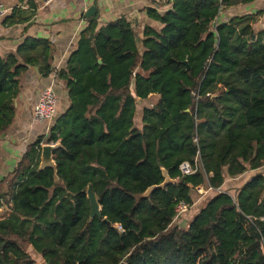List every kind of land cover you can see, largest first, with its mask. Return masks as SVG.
Here are the masks:
<instances>
[{
	"label": "trees",
	"instance_id": "trees-1",
	"mask_svg": "<svg viewBox=\"0 0 264 264\" xmlns=\"http://www.w3.org/2000/svg\"><path fill=\"white\" fill-rule=\"evenodd\" d=\"M252 1L167 0L146 11L162 28L144 29L141 50L125 19L88 20L56 71L66 111L0 180V264H264V31L252 17L217 20ZM20 59L54 72L40 41L0 57V135L16 115ZM43 143L61 145L58 183L38 170ZM162 170L175 184L145 197ZM248 171L259 172L233 186ZM88 186L101 208L90 222ZM199 187L211 190L193 206Z\"/></svg>",
	"mask_w": 264,
	"mask_h": 264
},
{
	"label": "crops",
	"instance_id": "crops-1",
	"mask_svg": "<svg viewBox=\"0 0 264 264\" xmlns=\"http://www.w3.org/2000/svg\"><path fill=\"white\" fill-rule=\"evenodd\" d=\"M0 1L7 10L6 15L0 19V57L15 55L18 47L26 40L40 41L48 45L49 65L53 71L65 69L70 55L76 51L80 35L88 25L89 19H86L84 14L90 7H94L96 11L94 17L97 21V30L120 19L129 22L141 50L144 29L150 28L158 32L162 28L160 23L149 19L146 11L151 8L162 11L167 2L166 0H55L50 5L43 6L41 0ZM15 10L20 12L18 16L13 14ZM247 17L253 18L250 27L255 33L264 31V0H253L248 4L240 3L223 8L217 20L227 23L234 18ZM20 63L26 69L19 78L20 90L14 100L16 115L11 127L0 135V180L6 178L15 169L26 148L39 137L45 136L53 123H36L32 119L33 106L38 101L42 89L50 83L52 74L44 78L39 74L36 63L26 64L21 59ZM54 92L57 101L56 118L62 115L69 105L66 84L56 80ZM146 104L147 101L138 102V118ZM259 171H248L235 178L232 180L233 186L243 185ZM37 264L41 263L37 262Z\"/></svg>",
	"mask_w": 264,
	"mask_h": 264
},
{
	"label": "built area",
	"instance_id": "built-area-1",
	"mask_svg": "<svg viewBox=\"0 0 264 264\" xmlns=\"http://www.w3.org/2000/svg\"><path fill=\"white\" fill-rule=\"evenodd\" d=\"M43 6H48L55 0H41ZM167 1V0H166ZM7 10L4 8L0 1V19L4 17ZM56 83V71L52 73L50 83L42 89L39 94L38 101L34 104L32 109V119L36 123L42 122H53L56 115V96L54 92V87ZM53 145V144H50ZM199 162L197 159L194 160L193 164L185 162L180 165L179 170L183 176H188L194 174L199 168ZM211 188L205 189L203 187L196 188V192L201 194L203 192L207 193ZM187 210V206L183 203L179 204L177 207V218L181 213Z\"/></svg>",
	"mask_w": 264,
	"mask_h": 264
},
{
	"label": "water",
	"instance_id": "water-1",
	"mask_svg": "<svg viewBox=\"0 0 264 264\" xmlns=\"http://www.w3.org/2000/svg\"><path fill=\"white\" fill-rule=\"evenodd\" d=\"M95 14H96L95 8L90 7L88 10H86L84 17L86 19H90L94 17ZM60 146H61L60 144H55V145L43 144L41 145V149H40V162H39L38 170L44 171L46 169H51L54 174L53 177H54L55 183H58L59 181L57 178V167H56V163L53 158V152L57 150ZM162 176H163L164 181L160 185L152 186L148 188L144 194L145 197L150 196L156 190H162L170 184H175V181L169 178L168 173L165 170H162ZM86 196H87V200L89 202V207H90L89 222L92 221L94 218L100 219L101 218V208L97 203L96 196L94 192L92 191L91 186L87 187Z\"/></svg>",
	"mask_w": 264,
	"mask_h": 264
},
{
	"label": "rangeland",
	"instance_id": "rangeland-1",
	"mask_svg": "<svg viewBox=\"0 0 264 264\" xmlns=\"http://www.w3.org/2000/svg\"><path fill=\"white\" fill-rule=\"evenodd\" d=\"M197 193V192H196ZM198 194V193H197ZM207 193H205V192H203V193H201V194H198V200L196 201V203L193 205V206H197L198 204H200L201 202H202V200L204 199V198H206L207 197V195H206ZM192 206V207H193ZM191 207V208H192ZM190 211H191V209H190ZM189 212V211H188ZM187 211H185V212H183V213H181L180 214V216L179 217H181V216H184L185 214H187L188 213ZM9 216V211H8V209L6 208V207H2V209H1V211H0V220H3V219H5V218H7ZM31 254V253H30ZM35 255V254H34ZM33 256V255H32ZM36 257H37V259H39L41 262H42V260H41V258L38 256V255H35Z\"/></svg>",
	"mask_w": 264,
	"mask_h": 264
}]
</instances>
